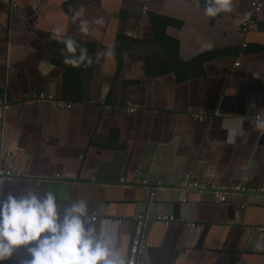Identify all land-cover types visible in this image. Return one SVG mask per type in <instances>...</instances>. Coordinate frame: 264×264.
Returning a JSON list of instances; mask_svg holds the SVG:
<instances>
[{
	"label": "crops",
	"instance_id": "1",
	"mask_svg": "<svg viewBox=\"0 0 264 264\" xmlns=\"http://www.w3.org/2000/svg\"><path fill=\"white\" fill-rule=\"evenodd\" d=\"M206 2L0 0V196L51 191L61 215L86 201L123 264L138 215L141 264H264V195L177 190L185 173L264 184V0L245 35L250 0L212 17ZM39 90L71 108L30 100Z\"/></svg>",
	"mask_w": 264,
	"mask_h": 264
},
{
	"label": "clouds",
	"instance_id": "2",
	"mask_svg": "<svg viewBox=\"0 0 264 264\" xmlns=\"http://www.w3.org/2000/svg\"><path fill=\"white\" fill-rule=\"evenodd\" d=\"M229 8V0H210L204 12L212 17ZM114 246V238L89 223L84 200L71 203L61 215L51 191L0 196V264L21 247L28 253L21 264H123Z\"/></svg>",
	"mask_w": 264,
	"mask_h": 264
},
{
	"label": "built area",
	"instance_id": "3",
	"mask_svg": "<svg viewBox=\"0 0 264 264\" xmlns=\"http://www.w3.org/2000/svg\"><path fill=\"white\" fill-rule=\"evenodd\" d=\"M250 17L242 22L239 26V33L245 35L249 30H251L255 23L257 14L262 7L261 0H250ZM247 46L246 43L242 44V47L245 48ZM239 62H235L234 66H238ZM33 102H47L52 106H56L59 108H71L72 103L65 102L63 100L57 99L54 94L50 92H46L44 90H39L35 94L29 97ZM137 106L135 104H128V110H134ZM5 109L8 108V105L4 106ZM13 172L11 170L0 169V180L6 176H12ZM59 177V174L55 175ZM119 182L124 185H140L145 192L148 194H153V191L157 188H160L162 185L159 181L154 184H150L146 179L138 180L132 179L131 181H127L123 176L119 178ZM178 193L180 198L185 200V196L189 191H197V192H208L211 194L212 199L215 202H226L230 196H238L241 197L246 194H255V195H264V184L262 183H253L249 178L244 177L238 183H216L210 182L206 180H202L200 178H194L190 173H185L181 176L178 183ZM239 207H243L244 204H238ZM136 220V224L133 229L130 246L128 250V258L126 260V264H141L138 259V254L141 250H143L145 245V240L143 239V229H144V220L145 218L142 215H138ZM91 221L96 220V212H93L90 217ZM155 221L161 222L164 225H169L171 222L175 221V218L171 214H158L155 216ZM189 226H194V223H187ZM264 231V227L260 228Z\"/></svg>",
	"mask_w": 264,
	"mask_h": 264
}]
</instances>
